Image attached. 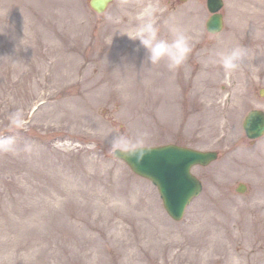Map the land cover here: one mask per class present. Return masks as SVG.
Wrapping results in <instances>:
<instances>
[{
  "label": "rangeland",
  "instance_id": "rangeland-1",
  "mask_svg": "<svg viewBox=\"0 0 264 264\" xmlns=\"http://www.w3.org/2000/svg\"><path fill=\"white\" fill-rule=\"evenodd\" d=\"M148 5L162 34L170 21L191 37L175 71L121 35ZM221 12L211 34L206 0H114L103 14L89 0H0V137L20 149L0 152V264H264V136L243 128L264 110V0ZM236 46L250 53L238 70L211 63ZM137 131L145 146L219 153L193 167L203 189L181 220L110 151L112 134Z\"/></svg>",
  "mask_w": 264,
  "mask_h": 264
},
{
  "label": "water",
  "instance_id": "water-1",
  "mask_svg": "<svg viewBox=\"0 0 264 264\" xmlns=\"http://www.w3.org/2000/svg\"><path fill=\"white\" fill-rule=\"evenodd\" d=\"M112 1L90 0V5L97 13H103ZM208 7L213 15L207 22V29L211 33H218L223 28V15L219 12L223 7V0H208ZM261 93L263 94L264 90ZM243 127L250 139L263 136L264 111L251 110L244 119ZM145 148L146 154L139 162L135 159H120L124 160L138 175L152 180L160 191L169 215L175 220L182 219L187 206L203 189L202 182L192 173V167L197 164H210L218 158L219 153L200 151L176 144ZM245 190L244 184L238 188V191L242 193Z\"/></svg>",
  "mask_w": 264,
  "mask_h": 264
},
{
  "label": "clouds",
  "instance_id": "clouds-1",
  "mask_svg": "<svg viewBox=\"0 0 264 264\" xmlns=\"http://www.w3.org/2000/svg\"><path fill=\"white\" fill-rule=\"evenodd\" d=\"M155 13L154 6L148 5L138 13L135 28L121 35H126L133 42L139 41L135 51L144 49L145 63L158 65L165 62L169 71H175L185 63L192 51L191 37L182 27L170 21L164 22L163 26L167 29L165 36L162 34V26L158 23ZM249 56L247 48L236 46L228 51L216 52L211 63L222 67L227 74L238 70ZM10 125L20 127L19 119L15 114L10 118ZM147 138L148 134L144 131H137L132 135L115 132L109 141L110 151L116 157L135 159L139 162L146 154ZM29 149L30 144L25 143L24 150ZM18 151L20 149L15 136L0 137V152L16 154ZM231 264H240L239 258H232Z\"/></svg>",
  "mask_w": 264,
  "mask_h": 264
},
{
  "label": "bare ground",
  "instance_id": "bare-ground-1",
  "mask_svg": "<svg viewBox=\"0 0 264 264\" xmlns=\"http://www.w3.org/2000/svg\"><path fill=\"white\" fill-rule=\"evenodd\" d=\"M240 5H241V3H240Z\"/></svg>",
  "mask_w": 264,
  "mask_h": 264
}]
</instances>
